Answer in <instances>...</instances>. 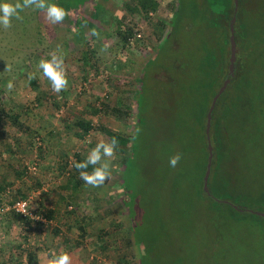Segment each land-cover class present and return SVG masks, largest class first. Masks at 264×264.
I'll return each mask as SVG.
<instances>
[{
  "label": "rangeland",
  "instance_id": "1",
  "mask_svg": "<svg viewBox=\"0 0 264 264\" xmlns=\"http://www.w3.org/2000/svg\"><path fill=\"white\" fill-rule=\"evenodd\" d=\"M65 1L50 0L66 11L62 22L53 23L45 11L31 7L19 12L20 19L13 17L11 27L0 25V108L18 112L33 131L0 124V264H26L29 250L38 264H45L52 251L67 252L70 264H264L261 228L245 213L230 217L204 199L206 137L197 121L211 85H204L196 67L200 36L185 21L157 54L169 34L176 0H155L156 10L148 14L135 10L137 0ZM53 53L62 57L68 80L59 93L38 67L41 58ZM154 55L146 72L156 71V81L146 76L144 82L148 123L134 151L136 163L128 170L129 190L138 198L126 203L130 192L122 179L130 144L118 145L111 177L101 187L86 185L73 162L76 154L85 159L100 139H110L102 128L132 136L139 78ZM258 62L256 68L264 70V54ZM158 67L164 68V78ZM175 110L184 149L177 136L164 144L169 138L161 119ZM241 138L240 174L244 179L250 175L244 185L264 191V120L259 132H242ZM175 153L181 159L172 168L168 160ZM16 198L26 200L35 216L47 209L53 214L43 221L30 218L25 228L1 213ZM125 207L134 218L135 236Z\"/></svg>",
  "mask_w": 264,
  "mask_h": 264
},
{
  "label": "trees",
  "instance_id": "2",
  "mask_svg": "<svg viewBox=\"0 0 264 264\" xmlns=\"http://www.w3.org/2000/svg\"><path fill=\"white\" fill-rule=\"evenodd\" d=\"M69 0H66L67 2ZM71 3L78 2L79 0H70ZM138 3L134 7L135 10H142L145 14H148L156 10L157 2L155 0H137ZM212 4H219L222 6L223 13H218L212 9V6L208 0H190V3L186 4L184 0H176V10L174 17L170 23V30L168 36L162 39L160 47L157 49V54L163 49L165 42L170 41L173 35L176 34V30L183 27L185 21H189L192 29L195 28L196 32L200 36V55L197 60V69L200 74L201 80L205 82L204 85H211V93L208 98V104L203 109V118L197 121V125L205 130L206 112L210 105L212 96L216 93L217 89L221 85L222 81L228 74L229 63V22L233 15V0H213ZM127 8H130L126 4ZM180 17V18H179ZM79 24V22H78ZM164 28V23L160 24L159 30ZM128 37L124 36L126 40ZM234 39L236 43V61L234 64V75L231 78L226 90L218 98L215 108L211 114V126H210V141L213 147V158L210 169V175L208 178V188L210 195H207L202 189L204 199H209L212 203L213 209L218 212L227 211L230 217L239 218V213H245L247 217L252 219L253 224L261 228L264 233V217L254 214L247 209L253 211L264 212V191H257L256 188L249 186L246 187L244 183L250 181V175L246 174L245 179L243 173L241 176V169L243 163H241V135L246 134V131H250V136L259 132V122L264 120V70L256 68L255 64L259 63L258 58L264 54V4L257 6L252 5L249 0H239L238 10L236 12V21L234 25ZM154 55L153 59L144 66L142 75L139 78V90L138 98L135 99L136 106V122L133 128L132 136L121 135L118 132H113L107 128H102V131L108 135L109 138L115 137L118 141V145H131V151L129 157L126 158V171L122 179L124 185L128 182V170L134 166L136 161L134 160V151L136 146L141 144L140 133L145 129L146 123H148V104L146 103L145 85L146 76H150L149 72H146V68L153 66L155 63ZM152 60V61H151ZM175 64V68L177 67ZM162 74L160 78H164V68L158 67ZM156 71H154L155 73ZM153 73V74H154ZM148 74V75H147ZM152 74V75H153ZM150 76L154 82L156 78ZM34 84V82L32 83ZM175 108L177 106L175 105ZM119 114H116V116ZM172 118V124L167 125V119L163 117L162 123L167 131L169 141L177 136L179 141H182L180 148L184 149L186 145V139L184 134L177 133L178 123L180 115L177 110L173 115L167 116ZM9 122L16 126L23 132H33L31 127L25 125L19 120V113L15 110L10 112L0 108V124ZM79 128L83 125L80 122L76 124ZM85 126L84 130H87ZM181 128V127H179ZM181 134V136H179ZM204 136L205 131H204ZM204 157L201 173L204 174L207 162V142L204 140ZM187 151H183L184 154ZM84 160L80 154H76V161ZM229 169L228 173L226 169ZM75 171L76 169L73 168ZM252 178V177H251ZM68 181H72L73 177L67 178ZM79 182V181H78ZM203 184V179L201 180ZM129 190V183L125 186ZM77 189V187H74ZM127 193V202H137V192ZM215 192L221 195V199L215 198ZM136 197V198H135ZM1 198V197H0ZM218 198V197H217ZM223 199V200H222ZM16 200L9 201L12 206ZM8 207V211L5 212V207H1V213L7 218L18 222L25 228H28L29 216H25L17 212L14 208ZM126 208V207H125ZM127 209V208H126ZM215 211V210H214ZM9 213V214H6ZM127 213L132 222L133 234L136 235V224H134V218L127 209ZM53 214L52 209H47L42 212V217H50ZM41 217V216H40ZM32 219V218H31ZM11 221V220H10ZM31 221V220H30ZM36 222V220H34ZM84 226L79 225L78 231L80 235L84 233ZM264 235V234H263ZM136 243L139 244L138 240ZM26 264H38L35 254L30 250L27 253Z\"/></svg>",
  "mask_w": 264,
  "mask_h": 264
},
{
  "label": "clouds",
  "instance_id": "3",
  "mask_svg": "<svg viewBox=\"0 0 264 264\" xmlns=\"http://www.w3.org/2000/svg\"><path fill=\"white\" fill-rule=\"evenodd\" d=\"M34 7L46 12V18L53 22H62L66 16V11L59 5L50 2V0H16L15 3L10 0H0V25L5 29L11 27V19L15 17L20 19L19 12L24 8ZM94 35L96 33H93ZM38 67L43 75L51 82L54 92L59 93L66 90L68 80L63 67L61 56L53 53L50 58H41ZM29 75V80L33 79ZM8 89H12L9 83ZM118 141L115 137L109 140L100 139L93 148L89 150L86 158L81 161H74L73 167L78 171L79 178L91 187H101L105 181L111 177V160L116 155ZM181 159L180 153H175L169 157V166L175 168ZM20 212L28 214V206L25 204L20 208ZM146 254V253H145ZM45 264H70V256L67 252L49 253V258Z\"/></svg>",
  "mask_w": 264,
  "mask_h": 264
},
{
  "label": "water",
  "instance_id": "4",
  "mask_svg": "<svg viewBox=\"0 0 264 264\" xmlns=\"http://www.w3.org/2000/svg\"><path fill=\"white\" fill-rule=\"evenodd\" d=\"M238 2L239 0H233V15L229 22V63H228V74L225 77V79L222 81L221 85L217 89L216 93L211 99L210 105L208 107V110L206 112V122H205V135H206V142H207V162H206V168L203 175V184L202 188L204 192L207 195H210V191L208 188V178L210 175V169L212 164V158H213V147L210 141V126H211V114L213 112V109L215 107V104L220 97V95L226 90L231 78L234 75V64L236 61V43L234 39V25L236 21V12L238 10ZM248 211L257 214L259 216L264 217V212L262 211H253L250 209H247Z\"/></svg>",
  "mask_w": 264,
  "mask_h": 264
},
{
  "label": "built area",
  "instance_id": "5",
  "mask_svg": "<svg viewBox=\"0 0 264 264\" xmlns=\"http://www.w3.org/2000/svg\"><path fill=\"white\" fill-rule=\"evenodd\" d=\"M27 205L28 206V214L25 215L24 213L20 212V208L23 206V205ZM11 208H14L17 212L25 215V216H29L30 218L32 219H35V220H40V221H43L44 219L42 217H39V216H35L34 214L31 213L30 211V208H29V204L26 200H17L12 206ZM8 210V208H6Z\"/></svg>",
  "mask_w": 264,
  "mask_h": 264
}]
</instances>
